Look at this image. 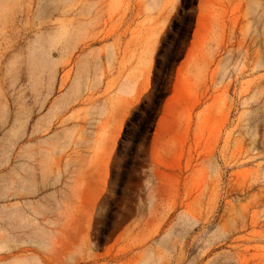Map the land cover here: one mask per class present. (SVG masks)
<instances>
[{"label": "rangeland", "instance_id": "374dc122", "mask_svg": "<svg viewBox=\"0 0 264 264\" xmlns=\"http://www.w3.org/2000/svg\"><path fill=\"white\" fill-rule=\"evenodd\" d=\"M181 6L0 0V264H264V0ZM164 41L186 54L124 176Z\"/></svg>", "mask_w": 264, "mask_h": 264}, {"label": "trees", "instance_id": "16d2710c", "mask_svg": "<svg viewBox=\"0 0 264 264\" xmlns=\"http://www.w3.org/2000/svg\"><path fill=\"white\" fill-rule=\"evenodd\" d=\"M199 0H182L180 15L186 9L191 10L190 25L193 28L196 20V10ZM193 30H188L187 39L191 40ZM186 48L183 50L167 51V43L164 41L157 57L151 91L143 101L134 109L126 122V126L119 142L118 155L125 154L129 157L122 163L121 175L128 176L133 169H140L144 159L149 155L152 138L157 127V122L162 112L166 98L171 92V86L176 70L184 59ZM132 140V146L126 149V143ZM112 177H116V168ZM124 187L121 184L120 190Z\"/></svg>", "mask_w": 264, "mask_h": 264}, {"label": "bare ground", "instance_id": "6f19581e", "mask_svg": "<svg viewBox=\"0 0 264 264\" xmlns=\"http://www.w3.org/2000/svg\"><path fill=\"white\" fill-rule=\"evenodd\" d=\"M4 3V2H3ZM0 9H2V8H0ZM200 24H202V16L199 18V20H198V27H199V29H200V27H201V25ZM203 27V26H202ZM198 28L196 29V30H199ZM201 31V30H200ZM194 38H195V43L198 41V39H199V36H198V34H197V31H195V35H194ZM161 129H162V127H160Z\"/></svg>", "mask_w": 264, "mask_h": 264}]
</instances>
